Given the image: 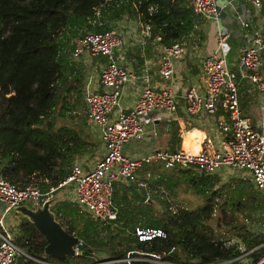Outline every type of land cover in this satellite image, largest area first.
<instances>
[{
    "label": "trees",
    "instance_id": "obj_1",
    "mask_svg": "<svg viewBox=\"0 0 264 264\" xmlns=\"http://www.w3.org/2000/svg\"><path fill=\"white\" fill-rule=\"evenodd\" d=\"M104 1L0 0V174L18 186L28 183L37 173L48 179L40 183L45 191L67 175L75 159L98 147L82 128L56 123L57 116H65L73 109L70 98L82 99L84 68L71 56L79 34L107 29V23L97 22L124 15L150 24V43L156 36L162 44L181 36L189 38L194 30L195 16L186 0ZM153 163L146 166L152 170L146 186L136 181L115 182L112 198L117 215L109 222L78 212L67 198L56 199L51 205L62 225L65 221L61 218L66 217L65 229L83 239L81 255L64 259L46 255V239L23 215L14 232L15 242L30 255L59 264L99 261L95 251L106 253V258H122L128 252L141 258L131 260L132 264H246L242 260L245 256L250 260L258 258L264 248V233L252 230L249 218L245 217V224L237 220L232 223L229 235L243 243L245 255L236 245L223 244L229 236L217 234L209 223L215 207L213 199L227 185L217 186L216 173ZM182 181L204 197L202 204L172 205L170 195H175ZM159 186L170 192L165 193L163 188L160 191ZM254 191L249 176L237 178L221 205L222 218L227 217L225 205L231 201L229 219L243 207L249 208L250 218L260 219L264 200L261 198L260 205L246 204ZM149 199H154L161 209L157 210ZM136 227L161 229L164 235L139 239ZM11 264L42 263L19 254ZM105 264L128 263L119 260Z\"/></svg>",
    "mask_w": 264,
    "mask_h": 264
},
{
    "label": "built area",
    "instance_id": "obj_2",
    "mask_svg": "<svg viewBox=\"0 0 264 264\" xmlns=\"http://www.w3.org/2000/svg\"><path fill=\"white\" fill-rule=\"evenodd\" d=\"M113 0H105L104 3ZM194 13L216 22L217 46L202 57L195 80L182 92L183 109L191 116H211L214 118L215 134L207 133L196 144L180 143L176 149L156 147L139 156H129L123 152V144L132 139H146L147 134L155 136L156 128L150 124L161 119L173 118L179 107L178 90L175 81L176 61L186 53V45L181 37L163 44L157 65V73L163 84L153 86L147 70L137 72L122 59L123 48L130 37L144 43L149 33V25H134L127 32L120 30L119 19H104L97 23H107L104 30L85 31L75 39L72 58L83 55L105 56L99 66L97 77L88 69L82 87L85 114L88 124L99 138L103 149L92 164L79 158L70 165L69 172L57 184L42 191L40 183L48 181L45 176L34 173L31 180L18 186L0 174V264L14 263L19 254L26 259L42 264L52 263L26 253L14 240V231L7 224L4 213L28 201V206L36 207L45 200L56 196L63 187L71 188V201L79 212H86L101 221L116 218L117 207L112 193L119 180L136 181L145 186L146 181L138 178V169L145 164L160 163L165 168L173 166L189 167L200 173H216L219 170L238 169L248 175L254 187L264 198V120L253 122L241 110L238 95L240 78H245L264 92V16L262 0H189ZM229 7L238 26L235 60H229L231 30L223 23L222 9ZM99 14V8H96ZM126 16V15H124ZM123 16V17H124ZM127 19V17H125ZM141 26V27H140ZM231 39V38H230ZM90 66V65H89ZM140 82L141 87L130 108L122 106L121 99L128 87ZM264 232V213L259 220ZM139 239L153 235H164L161 229L136 227ZM226 246L236 245L245 255L243 243L235 236L222 241ZM83 239L74 246V255H81ZM264 245V241L261 243ZM241 254V255H242ZM159 258V254H153ZM96 259V258H95ZM129 252L122 258H110L86 264H105L113 261L139 260ZM97 260V259H96ZM246 264H264V248L256 260Z\"/></svg>",
    "mask_w": 264,
    "mask_h": 264
},
{
    "label": "crops",
    "instance_id": "obj_3",
    "mask_svg": "<svg viewBox=\"0 0 264 264\" xmlns=\"http://www.w3.org/2000/svg\"><path fill=\"white\" fill-rule=\"evenodd\" d=\"M219 3H223L225 0H218ZM189 0H186V5H188ZM191 8V7H190ZM192 10V9H191ZM193 12V10H192ZM222 18L223 23L229 27L231 30V39L229 41L231 43V49L229 48V60H235L237 48V36H238V26L233 18V13L231 12L229 7H225L222 9ZM194 30L189 34V38L181 36V39L184 40L186 45V53L176 61V74L175 81L178 83L180 90H178V109L173 118L169 119H161L159 121H155L153 124H150L156 128L157 134L155 136L151 134H147L146 139H132L123 144V152L129 156H139L141 154L147 153L153 148L160 147L166 148L168 150H174L180 143L186 145L196 144L199 140L203 138V136L207 133H212L215 130L214 118L207 115L205 117L201 116H191L187 114L183 109V99L181 97L183 90L189 86L196 78L197 72L199 71V65L202 60V57L212 52L217 46V34L216 28L217 24L215 21L205 18L200 14L194 13ZM127 16L122 17L119 20L120 22V30L129 32L128 28L134 27V25H149V33H150V24L144 23L140 21V19L135 18H125ZM141 27V26H140ZM128 29V30H127ZM148 35L145 37L144 43H140L137 38L130 37L127 39V43L123 48L124 53L122 54L123 61L128 65L135 69L137 72H141L143 70H147L151 75V83L153 86H160L164 82L163 78L157 73V65L159 62V57L161 53L162 43H159V37H155L151 43L148 41ZM264 59V55H263ZM105 60V56L97 55V56H89L83 55V58L78 59L79 64L82 63L84 68V78L85 75L89 72L88 68L92 66V64L97 63V71H94V78L98 75V70L101 62ZM90 65V66H89ZM262 71L264 72V65L262 66ZM87 72V73H86ZM84 81V79H83ZM141 83L135 82L127 89V99H125L123 107L130 108L133 106L135 98L140 90ZM238 95H239V103L241 110L244 114L249 115L252 118V121L257 123L264 120V92L260 91L253 82L246 80L245 78L239 79L238 84ZM133 99V104L130 105L131 98ZM216 131V130H215ZM215 131L213 132L215 134ZM160 164V163H153ZM147 164L142 165L138 169V178L140 180H145L147 185V180L149 176L152 174V170L148 169ZM161 169V168H160ZM248 176V175H246ZM145 185V186H146ZM142 186V185H141ZM60 190L56 193L57 199L59 198H67L73 206L76 208L75 203L71 201V192H67L65 196H59ZM261 196V194H260ZM264 200V198L261 196ZM28 205V204H27ZM77 209V208H76ZM13 211L11 214L10 212ZM78 211V210H77ZM79 212V211H78ZM3 213V203L0 202V215ZM20 213L14 211L13 209L4 213V218L9 225V227L17 231V223L20 219ZM247 220V219H245ZM62 224V223H61ZM11 225V226H10ZM252 230H260L259 221L258 226L255 228L249 226ZM262 232V231H261ZM264 233V232H263ZM94 257L97 260H106L110 258H106V253L103 252L102 256H98V252H94ZM246 257V256H245ZM248 258V257H247ZM49 262L55 263L54 260L46 259ZM156 260V259H154ZM246 263V262H244ZM86 264V263H84Z\"/></svg>",
    "mask_w": 264,
    "mask_h": 264
},
{
    "label": "rangeland",
    "instance_id": "obj_4",
    "mask_svg": "<svg viewBox=\"0 0 264 264\" xmlns=\"http://www.w3.org/2000/svg\"><path fill=\"white\" fill-rule=\"evenodd\" d=\"M90 56V55H89ZM88 69H92V67H89ZM93 70V69H92ZM97 71V69L93 70ZM127 91L124 92V95L121 99V103L124 104L125 99H127ZM131 102L129 103L130 105L133 104V99L132 97H130ZM71 102H74V107L73 109H71L69 112H67L65 114V116H57L56 117V123L57 124H61V123H66L70 126L73 127H77V128H82L83 131L87 134H89L90 138L97 143V148H95L94 152L92 153H85L83 154L81 157V160L88 162L87 164H92L95 159L101 155L103 149L100 145V141L99 138L95 135L94 131L92 130L93 128L88 124L86 118H85V104L83 101V95H82V99L80 100H73V98H70ZM92 128V129H91ZM94 133L93 134L91 133ZM216 174L219 177V182L217 183V186L219 184H227L225 185V187H223V189H221V191H219V194L213 199V203L215 204L214 209L212 211V217L209 220V223L215 228L217 234H222L225 237H228L229 235L232 234L233 230L231 227V224L236 222L241 223L245 221V217L249 218V221L251 222L249 224V226L252 227H256L258 226V220H253L252 218H250L247 214L249 213L248 211L249 208L243 207L242 210L239 211H235V216L231 219H229L231 217V213H232V209L230 208L232 202L229 201L226 203L225 207H226V213H227V217L226 218H222L223 216V212L221 210V205L222 203L224 204V201L230 196V191L232 189V186L234 185V182L237 180V178L239 177H244L246 176V173L242 170H238V169H228L227 171L225 170H219L218 172H216ZM160 187V191H163L165 193H169L170 190H165L163 187ZM163 188V190H162ZM71 188L69 187H63L60 189L59 192V196H65L68 192V190H70ZM221 192V194H220ZM252 195V199L249 200V202H247L246 204L249 205H253V204H261V196L259 191L255 188V191L251 194ZM53 198H56V196L54 195ZM170 199L172 202V205H177L178 203H180L182 206H187V207H196L199 204H202L204 202V197L195 193L194 190L192 188H190L185 181H182V183L177 186L175 188V195H170ZM26 204H29L28 201L25 202ZM157 208V210H160V204L157 203V205L155 206ZM13 211L10 212V214ZM84 214H87L86 212H81ZM89 215V214H88ZM91 216V215H89ZM92 217V216H91ZM63 221L66 222V217L61 218ZM251 219V220H250ZM232 220V222L230 221ZM64 222V225L66 226V223ZM219 222V223H218ZM230 222V223H229ZM245 224V223H244ZM63 225V227L65 228V226ZM246 225H248L246 223ZM11 226V225H10ZM103 254V252H99L98 256L101 257ZM17 260V259H16ZM244 262H248L249 258L244 257L242 259Z\"/></svg>",
    "mask_w": 264,
    "mask_h": 264
},
{
    "label": "water",
    "instance_id": "obj_5",
    "mask_svg": "<svg viewBox=\"0 0 264 264\" xmlns=\"http://www.w3.org/2000/svg\"><path fill=\"white\" fill-rule=\"evenodd\" d=\"M56 198L45 200L41 205L30 207L26 203L19 204L13 208L14 211L26 216L36 227L40 234L46 239L44 253L59 259L74 255V246L79 237L68 232L51 210V205ZM155 206L157 202L149 199Z\"/></svg>",
    "mask_w": 264,
    "mask_h": 264
}]
</instances>
